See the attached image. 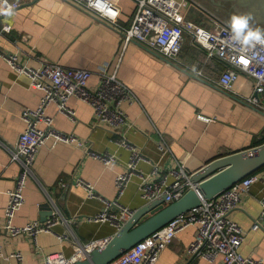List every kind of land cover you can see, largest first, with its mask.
<instances>
[{
  "label": "crops",
  "instance_id": "0c3cea01",
  "mask_svg": "<svg viewBox=\"0 0 264 264\" xmlns=\"http://www.w3.org/2000/svg\"><path fill=\"white\" fill-rule=\"evenodd\" d=\"M15 1L20 6L14 14L0 17V50L18 52L21 62L32 67L48 61L88 69L92 72L91 90L98 88L102 74H116L135 91L137 99L122 103L127 124L120 127L104 123L89 103L77 97L68 101L74 118L61 113L54 103L48 106L47 113L54 117L58 130L77 135L96 152L115 154L118 162L107 166L69 143L49 140L43 145L26 181L25 202L13 222L23 226L32 220L46 221L54 214L63 219L53 232L40 233L37 241L28 234L1 233L0 264H43L48 254L71 256L75 240L89 242L117 233L115 223L90 221L89 217L105 208V200L117 197L116 176L125 171L131 155L119 145L123 137L144 156L140 169L146 174L155 165L169 168L189 155L210 163L257 146L264 138V109L246 100L254 93V79L242 72L233 92L221 88L216 81L225 69L224 62L209 58L206 49L191 36H187L180 53L182 62H174L137 40L126 44L118 28L70 0ZM116 1L121 8L120 22L130 25L135 1ZM185 14L209 29L215 27L214 14L228 23L232 15H249L250 27L264 29V0H201L186 8ZM5 25L9 31L3 30ZM258 96L264 104V90ZM41 97L42 92L31 85L30 78L17 74L0 55V226L7 221L9 192L21 171V165L11 160L8 147L16 144L26 128L22 112L37 108ZM199 114L213 120H202ZM162 142L167 144L165 152L160 149ZM260 176L242 195L231 217L246 233L243 254L264 259V221L260 229H253L262 211L264 170ZM80 178L93 184L99 197L89 196L85 187L78 186ZM121 202L133 210L147 203L138 177L131 180ZM64 233L69 238L61 240L58 234ZM195 234V226L177 234L157 264H222L221 257L212 262L190 256L188 248ZM16 252L23 254L22 261L13 256Z\"/></svg>",
  "mask_w": 264,
  "mask_h": 264
},
{
  "label": "built area",
  "instance_id": "2783aa9c",
  "mask_svg": "<svg viewBox=\"0 0 264 264\" xmlns=\"http://www.w3.org/2000/svg\"><path fill=\"white\" fill-rule=\"evenodd\" d=\"M70 1L118 28L126 44L137 40L169 61L182 62L180 53L187 36H191L197 44L206 49L209 58L216 57L224 62L225 69L216 81L217 84L224 90L233 92L241 73H247L255 83L254 93L246 97V100L264 109V104L258 96V93L264 90V45L256 44L250 48L249 44L244 43L243 35L233 33L229 23L215 14L213 29L187 18L186 8L191 4H199L197 0H134L136 10L128 26L120 22L121 8L116 0H101V3L107 6V12L89 7V0ZM7 5H11L12 10H15L20 3L7 0ZM3 16L5 14L0 13V17ZM3 30L9 31L10 28L5 25ZM0 55L17 74L27 75L31 85L42 92L38 107L27 108L22 112L21 118L26 128L16 144L8 147L11 160L21 165V171L15 180L14 188L9 192L5 212L7 221L5 225L0 226V234L3 232H8L12 236L28 234L37 241L40 233L53 232L54 226L63 219L60 214H54L46 221L32 220L23 226L15 225L13 220L17 209L25 202L26 181L33 174L34 162L43 145L49 140H53L54 144L69 143L83 149L87 156L99 159L107 166H113L118 162L115 154L96 152L77 135L58 130L54 126V117L47 113L48 106L54 103L61 113L74 118L75 111L68 105V101L72 97H77L89 103L104 123L120 127L127 124L122 103L135 102L137 95L116 74H102L98 88L91 90L88 84L92 72L88 69L64 67L48 61L32 67L21 62L18 52L5 53L0 50ZM197 74L203 75L201 71H197ZM199 118L205 121L213 120L203 114H199ZM119 145L129 149L131 155L125 171L116 176L117 197L105 200V208L95 216L89 217L90 221H110L120 229L136 212L121 202L135 176L140 179V190L147 202L165 196L166 203H171L194 189L200 195L201 203L109 264H157L162 252L173 242L177 234L190 226L196 228L195 237L188 248L190 256L202 257L212 262L221 257L222 264H264V259L243 254L241 246L246 233L231 217V213L239 206L242 195L261 179L260 173L247 176L212 198H205L199 190L200 183L195 182L193 177L208 163H201L189 155L177 160L169 168L155 165L153 170L146 174L140 169V162L144 160V156L138 147L125 137L119 140ZM160 149L166 151V142L160 143ZM77 185L85 187L89 196L99 197L95 186L90 182L80 178ZM261 203L260 218L253 224L255 230L260 229L264 221V195ZM58 235L61 240L69 238L65 233ZM110 239L89 242L75 240L73 241L75 251L71 256L63 253L48 254L43 264H74L88 257L97 247L105 246ZM1 256L3 253L0 246ZM13 256L19 261L23 260L21 252H16Z\"/></svg>",
  "mask_w": 264,
  "mask_h": 264
},
{
  "label": "water",
  "instance_id": "95a60500",
  "mask_svg": "<svg viewBox=\"0 0 264 264\" xmlns=\"http://www.w3.org/2000/svg\"><path fill=\"white\" fill-rule=\"evenodd\" d=\"M262 168L264 142L213 160L193 180L200 183L199 190L205 198H212ZM200 203L201 197L194 189L171 203H166L165 196L147 202L136 210L105 246L97 247L88 257L74 264H109Z\"/></svg>",
  "mask_w": 264,
  "mask_h": 264
},
{
  "label": "clouds",
  "instance_id": "9594fccd",
  "mask_svg": "<svg viewBox=\"0 0 264 264\" xmlns=\"http://www.w3.org/2000/svg\"><path fill=\"white\" fill-rule=\"evenodd\" d=\"M7 0H0V13L7 16H12L13 10L11 5H7ZM89 7H94L101 12H107V6L101 3V0H89ZM251 16L249 15H232L229 21L230 28L233 33L243 35L245 44H249L250 48L255 47L256 44L264 45V29L250 27ZM196 71L195 67L192 69ZM258 77L260 74H255Z\"/></svg>",
  "mask_w": 264,
  "mask_h": 264
},
{
  "label": "trees",
  "instance_id": "16d2710c",
  "mask_svg": "<svg viewBox=\"0 0 264 264\" xmlns=\"http://www.w3.org/2000/svg\"><path fill=\"white\" fill-rule=\"evenodd\" d=\"M264 142V138L260 141V144H262ZM264 170V168H262L261 170H259L258 172H256V173H260V172H262Z\"/></svg>",
  "mask_w": 264,
  "mask_h": 264
},
{
  "label": "rangeland",
  "instance_id": "374dc122",
  "mask_svg": "<svg viewBox=\"0 0 264 264\" xmlns=\"http://www.w3.org/2000/svg\"><path fill=\"white\" fill-rule=\"evenodd\" d=\"M198 2H200L201 0H197ZM203 1V0H202ZM212 12V11H211Z\"/></svg>",
  "mask_w": 264,
  "mask_h": 264
}]
</instances>
